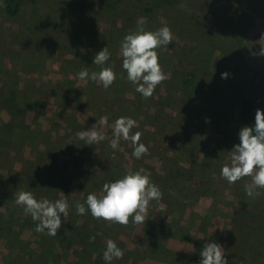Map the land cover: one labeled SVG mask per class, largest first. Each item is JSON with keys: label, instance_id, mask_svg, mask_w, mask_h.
Listing matches in <instances>:
<instances>
[{"label": "rangeland", "instance_id": "obj_1", "mask_svg": "<svg viewBox=\"0 0 264 264\" xmlns=\"http://www.w3.org/2000/svg\"><path fill=\"white\" fill-rule=\"evenodd\" d=\"M99 1L26 0L15 15L0 4V264H105L107 238L124 252L111 264H199L207 240L223 247L228 264H239L228 255L240 249L246 259L256 254L251 264H264L263 244L259 252L236 242L264 241V189L252 198L244 190L250 177L229 183L220 176L242 126L234 99L205 63L206 55L223 53L249 90L264 96V0H175L145 14L129 5L98 10ZM141 17L148 30L166 24L172 32L157 50L168 78L147 98L128 81L120 56L123 36ZM104 46L109 60L93 64ZM105 66L117 74L108 88L76 76ZM102 116L107 125L99 124ZM118 116L135 119L132 132L148 147L140 159L131 141L110 147ZM96 122L107 139L81 144L75 134ZM128 169L150 174L163 193L149 202L144 224L76 214L75 201ZM21 191L66 196L69 212L56 236L35 231L15 203Z\"/></svg>", "mask_w": 264, "mask_h": 264}, {"label": "clouds", "instance_id": "obj_2", "mask_svg": "<svg viewBox=\"0 0 264 264\" xmlns=\"http://www.w3.org/2000/svg\"><path fill=\"white\" fill-rule=\"evenodd\" d=\"M135 30L126 33L120 42L121 68L126 73L128 81L135 87V91L147 98L152 96L156 86L168 78L159 63L158 49L168 46L172 41L171 29L165 24L156 30L144 27L145 19L138 18ZM264 55V48L260 50ZM111 53L104 46L93 57V64L104 65ZM116 73L110 66L101 67L99 71L89 72L87 68L81 69L76 76L81 81H97L100 86L108 88L116 79ZM227 72L221 77L226 78ZM109 123L107 116H102L100 125ZM136 121L130 116H118L111 126L112 139L109 141L113 150L118 149L120 139L131 141L132 157L140 159L148 152V147L140 140L139 131L132 132ZM76 139L81 144L89 145L107 139L106 135L98 130L97 122L90 128L78 131ZM115 155V151L113 153ZM220 176L229 183H235L243 177H250L251 182L245 183V194L255 198L260 195L258 189H264V112L257 109L254 124L243 126L238 131V143L229 151V158L221 165ZM158 185L152 182L150 174L144 170L128 169L115 180L103 183L100 192H90L83 202L75 201L74 207L77 215L90 213L93 218L127 225L129 218L134 224H144L148 204L152 200L162 198ZM15 203L22 206L26 215L35 221V231L56 236L67 220L69 202L65 197L50 200L37 199L30 191H21L16 195ZM96 236H90L94 241ZM199 264H228L223 247L211 240H207L200 249ZM123 250L116 241L107 238L102 252L105 264H111L114 258L123 257Z\"/></svg>", "mask_w": 264, "mask_h": 264}, {"label": "trees", "instance_id": "obj_3", "mask_svg": "<svg viewBox=\"0 0 264 264\" xmlns=\"http://www.w3.org/2000/svg\"><path fill=\"white\" fill-rule=\"evenodd\" d=\"M24 1L26 0H0V4L3 6L7 14L15 15L19 11L21 4ZM171 1L175 0H102V2L99 1L98 3V10H100L102 7H105L107 10L112 11L116 6L122 5L123 7L129 5L134 10L145 14L146 12L151 13L161 7H164L165 4L171 3ZM205 63L212 77L215 78V80L218 81L221 86H223L227 94H229V96L234 99V106L236 107L239 125H241L242 127L252 125L253 122L251 116L253 112L264 103V96L258 97L249 90L243 77H241L238 71L228 62L227 57L225 58L223 53L213 52L206 55ZM222 72L228 73L226 78L221 77ZM192 77V73H190L188 76H185L183 78L184 84L190 85L192 82ZM2 140L3 139H0V142H2ZM238 241L242 242L244 245L247 244L253 249H257V251L259 252L261 249L259 245H264V241L260 237H254L253 235L251 237H239L238 239H236V242ZM236 245V249L241 248L239 244ZM252 251L253 250L250 249L249 252ZM233 255L234 252H232V254H229L228 258H235V261H237V263L239 264H251L256 254H250L246 259L244 250L240 249L239 253H237L236 256L238 257V259L234 257L235 255Z\"/></svg>", "mask_w": 264, "mask_h": 264}, {"label": "water", "instance_id": "obj_4", "mask_svg": "<svg viewBox=\"0 0 264 264\" xmlns=\"http://www.w3.org/2000/svg\"><path fill=\"white\" fill-rule=\"evenodd\" d=\"M258 109H260L262 112H264V103ZM255 112H256V110L253 112V114L251 116L253 124H254Z\"/></svg>", "mask_w": 264, "mask_h": 264}]
</instances>
